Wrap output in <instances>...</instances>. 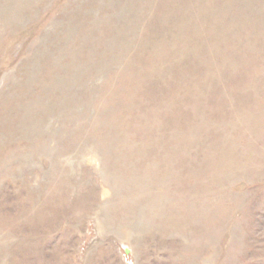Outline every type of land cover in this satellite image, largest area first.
Here are the masks:
<instances>
[{
	"label": "rangeland",
	"instance_id": "obj_1",
	"mask_svg": "<svg viewBox=\"0 0 264 264\" xmlns=\"http://www.w3.org/2000/svg\"><path fill=\"white\" fill-rule=\"evenodd\" d=\"M0 264H264V0H0Z\"/></svg>",
	"mask_w": 264,
	"mask_h": 264
}]
</instances>
